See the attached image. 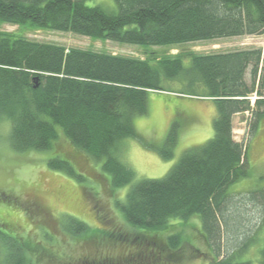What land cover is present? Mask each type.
Masks as SVG:
<instances>
[{"label": "trees", "instance_id": "1", "mask_svg": "<svg viewBox=\"0 0 264 264\" xmlns=\"http://www.w3.org/2000/svg\"><path fill=\"white\" fill-rule=\"evenodd\" d=\"M86 1L0 0V23L28 24L35 29L139 46L264 34V0H115L113 11L88 6ZM260 56V49L246 48L161 56L148 51L144 57H134L0 31V121L10 122L9 143L15 152H60L55 143L63 139L72 147V154L49 159L51 167L75 176L72 163L84 156L94 165L102 162L100 170L108 174L113 188L131 184L118 208L133 228L139 247H148L153 263L164 250L170 252L171 259L176 255L188 241L177 227L195 216L200 220L196 223L199 234L217 254L224 230L231 224L238 229L241 224L243 214L237 211V203L258 207L263 216L257 219H263L260 225L264 224V188L246 191L237 201L227 192L249 168L247 146L234 139L232 117L251 110L248 96L259 92L255 86ZM248 68L250 84L245 80ZM171 84H177L176 89H169ZM197 86L204 87L203 94L196 93ZM155 92L213 100V136L183 152L163 177L132 183L134 172L117 154L123 139L138 136L133 120L147 114L148 94ZM261 105L264 97L255 101V106ZM254 115L257 120V113ZM176 141L174 123L163 144L155 149L170 159ZM0 198L9 201L4 194ZM71 215L64 220L68 224H61L73 236L113 243L110 240L122 241L129 235L92 229ZM239 243L234 241L236 246ZM2 244L7 251L1 264H34L27 251L43 255L45 250L25 237H6ZM261 252L264 256V249ZM87 260L83 264L119 261L109 256ZM211 264L251 262L226 255L215 257ZM257 264H264V257Z\"/></svg>", "mask_w": 264, "mask_h": 264}, {"label": "rangeland", "instance_id": "2", "mask_svg": "<svg viewBox=\"0 0 264 264\" xmlns=\"http://www.w3.org/2000/svg\"><path fill=\"white\" fill-rule=\"evenodd\" d=\"M115 3V0L86 1L88 6L97 5L112 11L115 9ZM0 31L40 42L134 57H144L148 51L161 56L178 52L207 54L246 48L260 49L255 86L260 93L249 94L250 111L236 113L232 117L233 136L236 141L246 144L249 168L246 176L228 186L227 192L237 201L246 191L264 188V114L259 115L264 106H255L256 99L264 97V34L216 38L179 45L139 46L92 40L71 32L35 29L28 24L18 26L0 23ZM245 80L248 84L251 83L249 68ZM176 85L171 84L169 89H176ZM196 90V93L203 94L205 89L203 86H197ZM167 93L148 94L147 114L137 116L133 120L138 136L125 138L120 143L117 157L134 172L132 183L163 177L183 152L204 144L213 136L212 123L216 117V105L213 100L177 96L179 93L176 92ZM254 113L258 115L257 120ZM174 123L177 126V141L173 156L164 159L155 147L163 144ZM9 134L10 122L1 120L0 197L4 194L9 201L0 198V264L4 261L7 251L6 245L2 244L6 237H25L31 244L43 245L44 254L47 255H41L39 251H27L34 264H83L87 259L98 260L106 256L118 258L119 261L113 262L114 264H211L215 257L220 259L226 255L234 256L236 261L247 260L251 264H257L264 257L261 252L264 249V224L260 225L263 219L258 220L263 213L252 204L237 203V211L243 214L241 224L238 229L231 224L227 231L224 230L221 249L217 254L215 247L207 244L205 238L199 234L201 229L198 231L196 223H200V220L195 216L183 226L177 227L188 241L183 242L177 253H174L176 255L171 259L170 252L164 250L160 260L153 263L148 247H139L142 245H138L133 238V228L125 223L118 208V203H124L131 184L113 188L108 181V174L100 170L102 162L97 163L99 166L94 165L84 156L77 158L76 162L75 159V164L72 163L75 176L51 167L49 159L72 154V147L63 139L55 143L60 152L55 149L15 152L10 146ZM34 197L40 201L42 207L36 213L34 207L27 204L32 203ZM70 214L78 216L77 218L86 222L92 229H108L109 232H125L129 235L122 241L117 238L110 240L113 243L99 241L98 238L87 240L80 235L73 236L61 224L68 219L66 215ZM5 220L14 223L13 231L4 226ZM63 224L68 223L64 221ZM234 241L240 243L236 246ZM244 241L246 247L245 244L242 245ZM141 250L143 253L139 257Z\"/></svg>", "mask_w": 264, "mask_h": 264}, {"label": "flooded vegetation", "instance_id": "3", "mask_svg": "<svg viewBox=\"0 0 264 264\" xmlns=\"http://www.w3.org/2000/svg\"><path fill=\"white\" fill-rule=\"evenodd\" d=\"M30 200H32V199H28V201H30ZM27 204H28V206L34 207V209L36 210L34 213L40 211V209L42 208L40 201L36 197L33 198L32 203H27ZM13 225H14V223L12 224L11 220H9L8 222H6V220H5L4 226L7 227L10 231H13V228H12Z\"/></svg>", "mask_w": 264, "mask_h": 264}, {"label": "water", "instance_id": "4", "mask_svg": "<svg viewBox=\"0 0 264 264\" xmlns=\"http://www.w3.org/2000/svg\"><path fill=\"white\" fill-rule=\"evenodd\" d=\"M34 81H37V77L34 78ZM34 86H35V87L38 86L37 82H36V84H35Z\"/></svg>", "mask_w": 264, "mask_h": 264}]
</instances>
